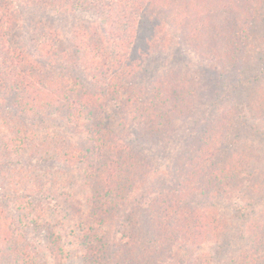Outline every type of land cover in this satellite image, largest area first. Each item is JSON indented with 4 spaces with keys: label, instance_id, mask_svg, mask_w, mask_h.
I'll return each instance as SVG.
<instances>
[{
    "label": "trees",
    "instance_id": "trees-1",
    "mask_svg": "<svg viewBox=\"0 0 264 264\" xmlns=\"http://www.w3.org/2000/svg\"><path fill=\"white\" fill-rule=\"evenodd\" d=\"M261 22L264 0H0V264H172L204 247L216 256L179 264H264ZM171 49L241 90L187 139L213 82L152 73ZM179 139L171 167L145 155ZM220 199L244 221L228 255Z\"/></svg>",
    "mask_w": 264,
    "mask_h": 264
},
{
    "label": "rangeland",
    "instance_id": "rangeland-1",
    "mask_svg": "<svg viewBox=\"0 0 264 264\" xmlns=\"http://www.w3.org/2000/svg\"><path fill=\"white\" fill-rule=\"evenodd\" d=\"M254 36L256 34L259 35V38L257 39H251V43H253L254 48L257 47H262L261 46V40L264 38V22H261L259 25L258 29L253 31ZM256 50V49H254ZM168 54V56H163L162 58L158 59L150 69L152 73L154 72H164V71H176L178 70L179 72L183 73H190V74H196V78L199 80L201 79H209V81L213 82V88L211 89V94L214 95L213 99H210V97L206 96L203 99V102L197 106V110L193 113L190 119L187 120V123H183L181 125L182 130L181 133L184 135V139H187L188 135H185L186 131L188 128H191L192 125L197 127L195 131H192L193 133H197L199 131V128L202 126H205V120L210 117L211 112H213L216 107H220L221 104H224V107L227 106H232L233 104H237L236 102L238 101L239 98H235L236 94H240L239 89L235 88V73L230 74L227 79H222L217 76V74H203L202 72L207 68L210 67V62L209 61H201L197 56L194 55L193 51H187L186 49H182L181 53H178L176 50L171 49V51L165 53ZM176 54H187L185 55L186 59L182 57H178ZM181 60V61H180ZM206 91H208V87L206 84ZM261 86L264 87V81L261 82ZM260 86V87H261ZM210 90V89H209ZM243 122V121H242ZM188 133V131H187ZM255 133V132H254ZM254 133H252L254 135ZM243 136H248L249 138L251 137V133L243 131ZM261 137V138H260ZM258 138L256 141L254 139V143L256 146H260L262 148V152L264 153V133L262 136H257ZM184 139L178 141V145L176 143L173 144H166V149L165 151L168 153V159L164 158L161 156L160 149L161 146L160 143L151 149L152 151H144L145 155L151 156V158L156 161L159 165L161 166H168L171 167L173 158L175 157L178 149H182L185 146ZM264 165V163H263ZM49 169H53L51 165H49ZM264 168V167H263ZM164 170V169H162ZM39 175V171L36 173ZM40 176H43V173L40 174ZM39 202L41 200L38 198ZM218 207L217 210L220 212L221 216L223 217L224 220L229 221L232 224V232L230 234V237L228 239V247L224 248L221 250L220 253H224L223 255H228L231 252H236L240 248L246 247V242H245V237H244V221L241 218V214L237 212L236 206L237 204L234 205V203H231L227 199H220V201L217 203ZM14 216H18V214L14 211H11ZM251 218H255L256 216H263L264 218V198L260 200L259 206H257L251 214ZM118 227L114 229L112 232V236L115 235L118 231ZM224 247V246H223ZM206 254L209 257H215L216 256V249H210L208 247L201 248L200 251H194L193 254L190 252H184L181 251L178 253V259L176 262L172 264H179L178 261H185L189 260L192 256H198L201 254ZM264 254V250H263ZM66 261L64 264H83L81 258H77L76 256H66ZM263 261H264V255H262ZM215 259H219L216 257ZM40 264L43 263V259L39 260ZM261 263V262H260ZM45 264H48L45 261ZM262 264V263H261Z\"/></svg>",
    "mask_w": 264,
    "mask_h": 264
}]
</instances>
